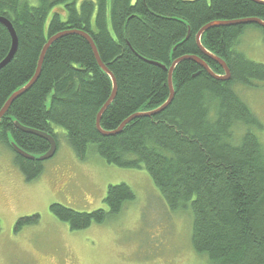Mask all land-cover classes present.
Here are the masks:
<instances>
[{"label":"trees","instance_id":"16d2710c","mask_svg":"<svg viewBox=\"0 0 264 264\" xmlns=\"http://www.w3.org/2000/svg\"><path fill=\"white\" fill-rule=\"evenodd\" d=\"M0 16L11 21L18 39L16 54L0 69V109L34 76L50 36L81 29L93 37L102 62L117 79L114 102L100 120L104 130H115L128 116L169 98L168 70L155 63L169 69L175 59L192 54L224 74L200 51L197 33L211 21L264 20V5L254 0H38L35 5L0 0ZM247 25L211 27L201 37L209 52L228 63L230 80H218L199 63L182 60L172 74L175 95L167 109L131 120L116 135H104L95 122L112 93L111 78L85 37L62 36L45 54L37 82L0 121V139L11 146L10 133L26 152L42 155L50 149L48 140L18 129L14 120L53 135L57 146L54 127L59 125L82 160L93 148L107 163L143 168L171 210L190 207L197 253H206L215 264H264V145L253 132L262 126L234 88L235 83L254 88V82H264V63L237 49ZM11 45L10 32L0 23V62ZM239 124L246 130L235 138ZM14 154L26 180L42 175L45 161ZM133 198L131 187L121 182L109 185L108 209L83 212L55 202L50 211L78 230L103 222ZM38 218L17 219L15 230Z\"/></svg>","mask_w":264,"mask_h":264},{"label":"rangeland","instance_id":"374dc122","mask_svg":"<svg viewBox=\"0 0 264 264\" xmlns=\"http://www.w3.org/2000/svg\"><path fill=\"white\" fill-rule=\"evenodd\" d=\"M237 49L264 63V29L244 27ZM254 83V88L238 83L234 88L259 117L262 127L253 132L264 145V82ZM54 129L58 149L32 181L18 168L14 150L0 139V264H215L193 249L191 208L171 210L145 169L107 163L93 148L82 160L64 128ZM245 130L237 125L234 137ZM121 182L131 187L134 198L103 222L72 230L50 211L55 202L83 212L108 209L109 185ZM35 214L34 223L15 230L17 219Z\"/></svg>","mask_w":264,"mask_h":264},{"label":"water","instance_id":"95a60500","mask_svg":"<svg viewBox=\"0 0 264 264\" xmlns=\"http://www.w3.org/2000/svg\"><path fill=\"white\" fill-rule=\"evenodd\" d=\"M253 1V0H252ZM255 2L259 3V4H263L264 5V0H254ZM0 23L4 24L6 28H8L10 35H11V39H12V45L10 48V52L8 53V55L5 57V59L2 60V62H0V69L5 67V65L7 63H9L12 58L14 57V55L16 54L17 51V46H18V39H17V33L15 28H13V25L11 23V21L5 17V16H0ZM257 24L259 25L261 28H264V20L259 18V17H247V18H243V19H233L231 21L229 20H221V21H211L210 23L204 25L203 27L200 28L199 32L196 35V42L198 44V47L200 49L201 52H203V54L205 56H207L208 58H210L211 60L213 59L216 63H218L222 68H223V73L224 74H217L214 71L211 70V68L209 67L208 63H206L204 61V59L200 58L197 55H184V56H180L179 58L175 59L170 65L169 69L165 66V65H161L160 63H155L156 65H160L162 66L164 69L168 70V87H170V94H169V98L162 103L159 107L154 108L152 110L149 111H138L130 116L127 117V119H125L123 121V123H121V125H119L117 127V129L115 130H104L101 127V118L103 116V114L105 113V110L110 106V104H112L114 102V99L116 97L117 94V80L114 77L113 73L111 72V70L104 64L102 63V59L99 56V52H98V48L95 45L94 39L91 35H89L87 32L83 31V30H77V29H69L66 31H62V32H58V34H54L52 36H50L48 38V41L46 42V44L43 46L42 52L39 56V60H38V64L36 67V72L34 74V76L28 81V83L20 88H18L16 91L13 92V94L7 99V101L5 102V105L0 109V121L1 119L5 116V114L7 113L8 109L11 107L12 103L17 99V97H19L20 95L24 94L26 91H28L29 88H31L36 82L38 77L41 74V67L42 64L44 62V57L46 52L48 51V47L53 44L55 41H57L60 37L65 36V35H69V34H77V35H81L83 37L86 38V40L88 41L89 45L92 47L93 52H94V56L97 59V62L99 64V66L101 68H103L107 74L109 75V77L112 79L113 82V86H112V93L110 95V97L107 99V101L105 102L104 106L101 107V109L99 110L97 117H96V125L98 130L103 133L104 135H116L117 133H119L131 120L138 118V117H149V116H153V115H157L160 112H162L163 110L167 109V107L170 105V103L173 101L174 99V95H175V90H174V86H173V72L175 70V68L177 67V65H179V62L182 60H193L196 63H199L200 65H202L206 71L208 72V74H210L212 77L224 81V80H230L232 73H230V68L227 62L224 61V59H221L219 56H217L216 54H214L213 52H209L202 44L201 42V37L202 35L211 27H221V26H232V25H243V24ZM190 34V31H189ZM189 34L187 37H189ZM154 63V62H153ZM14 124L19 128L23 129L26 132H31L33 134H36L38 136H42L45 139H47L50 142V149L45 152L42 153V155H34V154H30L28 152H26L22 147H19L15 141L13 140V137L9 136V141L10 144L12 146V148H14V150L16 151V153L18 155H22L25 158L28 159H38V160H47L53 157L57 146L55 143L54 138L51 135H48L44 132H39L35 129H29L26 126L22 125L20 122H18L17 120H14Z\"/></svg>","mask_w":264,"mask_h":264},{"label":"bare ground","instance_id":"6f19581e","mask_svg":"<svg viewBox=\"0 0 264 264\" xmlns=\"http://www.w3.org/2000/svg\"><path fill=\"white\" fill-rule=\"evenodd\" d=\"M64 31H66V30H64ZM60 32H62V31H60ZM57 34H58V33H57ZM49 47H50V46H49ZM49 47H48V48H49ZM98 52H99V51H98ZM46 53H47V52H46ZM93 53H94V52H93ZM102 63H104V62H102ZM104 64H105V63H104ZM100 68H101V67H100ZM102 69H103V68H102ZM104 71H105V70H104ZM105 72H106V71H105ZM106 73H107V72H106ZM111 80H112V79H111ZM116 80H117V79H116ZM112 86H113V82H112ZM112 91H113V90H112ZM109 97H110V96H109ZM4 104H5V103H4ZM9 109H10V108H9ZM9 109H8V110H9ZM6 114H7V113H6ZM6 114H5V116H6ZM5 116H4V117H5ZM2 119H3V118H2ZM2 119H1V120H2ZM14 125H15V124H14ZM127 125H128V124H127ZM15 126H16V125H15ZM16 127H17V126H16ZM17 128H18V127H17ZM27 128H28V127H27ZM30 128H31V127H30ZM30 128H29V129H30ZM18 129H21V128L19 127ZM31 129H33V128H31ZM21 130L24 131L23 129H21ZM35 130H36V129H35ZM37 131H38V130H37ZM24 132H26V131H24ZM39 132H40V131H39ZM41 132H42V131H41ZM27 133H29V132H27ZM44 133H45V132H44ZM46 134H47V133H46ZM48 135H50V134H48ZM9 136H11L10 133H8V137H9ZM51 136H52V137L54 138V140H55V137H54L53 135H51ZM9 138H10V137H9ZM43 138H44V137H43ZM46 140H47V139H46ZM48 142H49V141H48ZM55 143H56V146H57V142H56V140H55ZM49 144H50V142H49ZM49 146H50V145H49ZM50 147H51V146H50ZM57 149H58V146H57ZM57 149H56V151H57ZM56 151H55V153H56ZM55 153H54V154H55Z\"/></svg>","mask_w":264,"mask_h":264}]
</instances>
